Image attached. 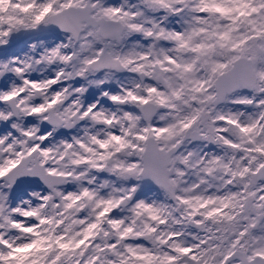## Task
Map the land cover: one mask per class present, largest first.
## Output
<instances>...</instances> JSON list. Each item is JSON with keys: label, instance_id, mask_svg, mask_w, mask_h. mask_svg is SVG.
<instances>
[{"label": "snow or ice", "instance_id": "obj_1", "mask_svg": "<svg viewBox=\"0 0 264 264\" xmlns=\"http://www.w3.org/2000/svg\"><path fill=\"white\" fill-rule=\"evenodd\" d=\"M0 264H264V0H0Z\"/></svg>", "mask_w": 264, "mask_h": 264}]
</instances>
